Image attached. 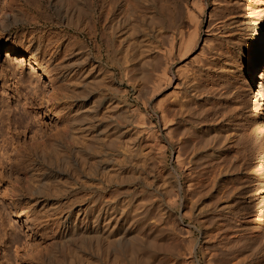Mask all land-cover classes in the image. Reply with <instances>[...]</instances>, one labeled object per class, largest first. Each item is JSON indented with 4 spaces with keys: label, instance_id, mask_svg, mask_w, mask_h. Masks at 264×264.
Here are the masks:
<instances>
[{
    "label": "rangeland",
    "instance_id": "374dc122",
    "mask_svg": "<svg viewBox=\"0 0 264 264\" xmlns=\"http://www.w3.org/2000/svg\"><path fill=\"white\" fill-rule=\"evenodd\" d=\"M24 1L0 0V11L7 5L20 10L23 17L29 19L32 10L26 8H34V2L24 5ZM97 1L89 0L90 6L94 5L92 8L98 11ZM124 1L117 0V4L125 5ZM129 1L132 3L131 7H134V0L127 2ZM139 1L149 5L148 8H165L166 4V8H172L175 2ZM198 1L201 4L200 10L203 11L199 16L200 30L195 48L186 56L180 57L183 58L182 61L178 58L170 64L169 75L173 85L178 83L177 88L173 85L170 87L180 92L173 90L176 94H172L169 87L171 91L164 104L168 117L173 113L170 118L177 126V138L181 140L183 148L186 146L183 149H186L185 153L183 151L185 166L183 164L180 169L176 167L174 143L171 148L170 145L164 148L157 143V139H149L144 133L152 125L155 130H159L158 135L164 136L163 132L165 134L159 120V111L153 105L154 100L150 102L149 94L146 93L145 73L134 70L129 76L122 74V54L118 53V63L111 66L104 45L98 41L103 59L99 62L91 54L94 57L91 60L92 69L82 74L85 82L80 84V95L84 99L81 100L84 112L93 114L99 120L103 113H109V116L111 111H128L131 124L122 129L119 139L114 140V147L109 149L102 146L108 137L105 136V139L100 134L97 139H92L90 120L93 118L86 114L84 123L87 126L83 124V127H86L88 144L98 147L94 146L93 149L101 152L103 160L106 156L114 157V160L105 162L106 168L100 170L94 180L86 175L93 161L85 163L76 157V168L84 170L83 173L76 174L75 177L72 174L75 167L73 161H70L65 173L59 174L58 181L64 182L66 187L69 185L78 196L84 197L69 208L73 211L70 220L81 222L80 226L83 224L84 210L94 204L92 199L90 202V193H94L96 189L102 195L110 190L116 193L112 227L119 235H115L114 240L122 233L125 237L116 244L113 253H110L107 245L111 239L108 236V222L100 231L98 229L88 236L89 239L81 243L76 241L67 247L66 239L72 231L70 226L62 225L65 219L68 220L67 212L58 215L47 212L58 205L57 198L53 197L54 204L46 205V201H43L37 205L38 201L26 192L25 172L38 167L37 164L31 165L32 152L40 153L42 150L47 155L53 140L61 144L68 141L66 137L69 131L66 127L69 125L68 115H71L69 111L73 109V102L68 97L69 86L63 82L62 72L59 70L61 57L56 58L58 42L52 41L48 46L52 50L42 55V63L46 66L35 69H31L25 62H19L17 58L13 59L6 55L4 49H0V104L1 99L18 106L25 103L32 111L25 113L26 120L21 122L11 108L8 109L9 117L7 118L5 112L3 121H0V151H6L9 156L5 160L7 163L0 169V173L5 175L0 176V264H207L205 254H210V249L217 255L215 260L224 264H264V231L258 229L253 222V215L261 208L264 195V161L260 153V149L264 147V116L254 115V106L249 99L248 66L254 40L264 30V0ZM58 3L57 0H42L44 5L40 10L46 13L45 16L51 15ZM197 9L194 7L195 12L199 11ZM2 16H8V13H0V22ZM138 18H130L131 21H127L129 24L124 25V31L129 33L139 26L138 31L130 33L134 40L131 42L135 45V56L139 57L134 56L135 59L130 63H135L137 59L141 62L140 58L143 61L146 54V43L143 42L146 41V33L149 31L146 30L144 17ZM51 21L54 26H51V22L37 25V28L34 25H25L9 32L2 30L0 23V38L14 39L18 34L20 41L25 42L29 38L28 33L33 29L41 33L47 32L51 38L63 33L69 36L76 34L74 31L63 30L62 20L53 17ZM130 23L135 25V29L129 26ZM158 23L152 28L154 34L161 30ZM188 24L191 27L186 24L185 29L188 27L190 31L192 23ZM127 26L133 30L130 31ZM81 28L86 37L81 36L79 40L85 44L88 42L95 54L96 42L86 33L87 30H83V26ZM122 30L117 34L120 37H123ZM98 31L97 34L100 33ZM118 37L116 42L121 41ZM116 49L119 50L120 47L116 45ZM98 63L103 67L100 71L96 70ZM178 66L182 68L181 74L175 73ZM92 83H96L95 87ZM186 100L188 105H184ZM35 128H39L37 133H33ZM202 133L205 136L210 135V145H201L197 152L192 148L202 138ZM206 152L210 153V189L208 186L199 188L196 184L204 176H200V166H197L195 158H202ZM126 158H129L128 162ZM177 176H181V183L178 182L180 187H185L184 180L189 176L192 177V184L196 186L190 197L180 199L178 205L167 201L165 196L166 189L175 191L177 184L173 181L178 179ZM167 177L172 182L167 181ZM76 180L85 186L72 184ZM109 180L111 185H103ZM92 188L94 190L89 192ZM106 199L100 196V207L104 206ZM62 200L66 201L64 198ZM184 210L191 218L184 214ZM220 241H229L231 248H234L231 252L220 250Z\"/></svg>",
    "mask_w": 264,
    "mask_h": 264
},
{
    "label": "bare ground",
    "instance_id": "6f19581e",
    "mask_svg": "<svg viewBox=\"0 0 264 264\" xmlns=\"http://www.w3.org/2000/svg\"><path fill=\"white\" fill-rule=\"evenodd\" d=\"M57 1L59 2L58 3L59 5L56 4L57 6H54L52 14L51 15L47 14V16H45L46 14L45 12L40 10V9H43L40 7L44 5L42 4V0H25L24 1L25 2L24 5L30 2H34L33 3L34 8H26V9L32 10L30 11L31 17L29 19L23 17L20 10H15L14 8H10L7 5L1 8V11H0V13H3V11L4 13L6 12L8 13V16H4V17L2 16L1 22H0L2 30H5L7 32L13 29H16L19 26H25V25H34L37 28V25H42L44 23L50 24L49 22H51V26H54V23H52L51 21L53 20V17H54L56 20H62L61 26H63V30H66L67 32L74 31L76 33L75 35H70V36L67 33L65 34L63 33V34H58L54 38H51L49 33L47 32L41 33V31L38 32V31H34L33 29V31H30L28 33L29 38L27 39V41L24 40L25 42L20 41V36L18 34L15 36L14 39H7L4 37L0 38V49H4L6 51V55L12 56L13 59L17 58L19 62L27 63V65H29L31 69L46 66L45 63H42L41 57L42 55H44V53L49 52V50H52V49H48L49 44H51V42L54 40L57 41L58 43H57L56 49L57 47L59 49H57L56 58L61 57V62H62L59 70L62 72L61 75H62L63 82L69 86L68 97H70L69 99H71L73 102V109H71L72 111H69V114L71 115H68L69 125H67L66 127V130L69 131V134H67V137H66L68 141H66V144H61V142L53 140L51 144V148L48 151L47 155L43 154L45 152L42 150L40 153L34 152L33 150H32L33 152L31 151L32 152V155L30 154L31 155V158H30L31 165L37 164L38 167H36L35 169L31 168V170L29 169L30 171L25 172V175H26L25 177L27 179L26 180L27 185L25 188H26V192H28V194H30L36 200V202L38 201L37 205L43 201H46V205L50 203L54 204V202L52 203V199L53 197L57 198L56 202L59 201L58 205L54 206L53 208H50L51 211L47 210V212H50L53 215H58L60 213L67 212L66 217L68 218V220L65 219L62 222V225L64 227L70 226L72 230L69 234V237L66 239L67 247L71 244H75L76 241L81 243L89 239L90 237L88 236H91L94 232H97L98 229L100 231L101 227L104 226L106 222H108V225H110L108 236L111 239L110 241H108L107 245L110 250V253H113V251L116 250L115 248L116 244L119 243V241L124 240V237H125L124 234L122 233L120 234V236L116 238L117 240H114L115 235H119L115 230H113V227H112V223L114 221L113 215L115 212L114 205L117 200L116 193L113 190H110L106 192V194L102 195L96 192L98 191V189L95 188L96 191L94 193H90V197H91L90 202L92 199L94 204L88 206L84 210L85 213H84V219L82 221L83 224L80 226L81 222H77L79 223L78 225L77 223H75L74 220H70L73 211H72V208L70 210L69 208L74 203H77L83 200L84 197L78 196L77 192L73 188L69 187V185H67L66 187L64 182L58 181L59 174L65 173L67 165L70 161H73V167H75L74 169H72V174H74L75 177H76V174L78 175L80 173H83L84 170L78 167L76 168V166H78V160L74 159L76 157H78V159H81L85 163L88 161H93L91 166L88 167L86 175L89 177H92V179L94 180H96L95 175L99 174L100 170H104L106 168L105 162H112L114 160L113 159L114 157H107V156H106V159L103 160L101 158L102 156L100 155L101 152L95 151L93 149L94 146L95 148H98V147L96 145H93V146L89 145L88 144L89 139L86 140V137H87V134L85 133L86 127H83V124L85 125L84 120L87 119V116H86L87 113H85L83 110L84 99H82L83 97L80 95V84L82 83L84 84L85 82V79L83 78L82 74H84L86 71H91L92 69L91 64L93 63H91V60L94 59V57L92 58L91 54L95 55V57L99 60V62L102 61L103 59L102 54L100 53V50H99V47L101 46V44H103L105 47L106 57L108 61L110 62L111 66L115 62L118 63L117 56L119 57L120 56L119 54H122L121 55L122 60H123L122 62L124 63H122L121 68L117 64H115L116 67L121 69L122 74L124 73V75L129 76V74L132 73L131 71H134V70L140 71V72L142 71L143 73H145L146 93L149 94L148 96H149L150 102L154 100L153 105L155 106V109L159 111L158 113L160 114L159 120L161 121L162 127L165 130V134L163 132L164 136L158 135L157 131L159 130H155L152 127V125L151 126L148 125V127L149 126L150 127L145 129L144 133H146V136L148 138L150 137V138H153L154 140L157 139V143L159 142V144L164 148L167 147L168 145H170V148H171V145L174 143L173 145H174V151H175V163L177 164L176 167L180 169L182 165L185 163V162L183 163L184 161L183 151L185 153L186 149L185 150L183 149L186 146L183 148V144L181 140L177 138L178 130L175 131L177 129V126L174 124V121L170 118V116H172L171 114L173 113L169 112L170 116L168 117L167 113L165 112V108H164V104L166 103L165 102L166 98H168V95L170 94L169 91L172 90L173 92L174 90L170 87L173 85V81H172V77L169 75L170 73L169 66L176 59L178 58L180 59V57L186 56L189 52L192 51L193 48H195L194 45H195L196 38L198 37L199 30H200L199 29V20H200L199 16H201L200 13L202 14L203 10H200L201 4L199 3L200 1L198 0H181V1L173 0L175 2L174 4L173 2H171V4L174 5L172 6V8H166L167 4L165 8H148L149 5L148 6L147 4L144 5L142 4L143 2L140 3L139 0H134L135 2V3L133 2L134 7H131L132 3H130V1L127 2L128 0H125L123 3L125 5H122V6L121 4L120 6L119 4H117L118 3L117 0H98L97 1L98 3L96 2L97 3L96 9H98V11L95 10V8H92L94 5L90 6L91 0L90 2L89 0H57ZM126 2L128 4H126ZM168 4L170 5V3ZM194 7L195 9L197 7L198 8L197 10L199 11L195 12ZM118 9L119 11H116ZM183 16L185 17V20L187 19L188 21H185ZM138 17H144L143 19L146 22L145 25H147L146 30H148L149 33L145 32L147 34V39L145 42H143V43H146L144 45L145 46L144 51L146 52V54L144 55L145 59L142 61V59L140 58L141 62H139V60L137 59V61L135 60L136 61L135 63H133L134 62L133 61L132 62L133 64H132L130 62L132 59L133 60L135 59L133 58L135 56V50H134L135 45L133 46L134 40L132 39V35L130 33H133L135 30H137L139 26H137V28L135 29L134 27L135 25L133 24L134 26H132L131 25L132 23H130L129 26L133 27L135 30L132 31L133 29L130 27L132 29L130 30L127 26V28L130 31H132L129 33V31L127 30L124 31V29H126L124 28V25H126L128 19L130 18L137 19ZM134 22L136 21L134 20ZM186 22L192 23V29L190 31H188L187 28L191 27V25ZM157 23L158 25L161 26V30L154 34L152 33L153 32L152 28ZM128 24L129 23H127V25ZM143 24L141 25L139 24V25L142 26ZM186 24L190 25L186 28L187 30L185 29ZM81 26H83V30L85 31L87 30L86 33L91 37V39L94 40V42H96L95 44H97L98 41H101V44L95 45L96 46L95 48H97V51L95 54L93 53V49H91V47L89 46L90 44H88V42L87 44H85L83 41L79 40L81 36L86 37V35L84 34L85 32L81 30L82 29ZM121 29H123L122 31H124L121 34L123 37H120V35H117L121 31ZM97 31L100 33L97 34ZM116 37H118V39L121 38V41L118 40L116 42V39H117ZM133 37H135L134 34H133ZM131 40L133 41L131 42ZM254 41H255L254 46L249 53V61H248L249 73H250L249 75L250 76L249 99L251 100L254 106L253 108L254 115L262 117L264 116V103H263V98H264V30L258 34V36L255 38ZM116 45L120 47L119 50L116 49ZM92 46L94 48V45ZM137 47L138 45L135 47V49ZM135 57H137V55ZM101 66L102 65L98 63L96 65V70L98 71L102 70L100 69V68H103ZM180 67L181 66L177 67L175 73L181 74L180 72L182 71L181 70L182 68ZM30 82L32 84V81ZM175 83L176 84L173 86L174 88H177L178 83L177 82ZM93 85L95 87L96 83ZM93 85H89V86L93 87ZM169 87L171 88V90H169ZM174 91L177 93L178 90H174ZM1 92L2 91H0V94ZM175 92H173L172 94H176ZM178 92H180V90ZM171 95L169 96L170 99L172 98ZM180 97H176V98H180ZM81 100L83 101L81 102ZM185 102H182V104L185 103L184 105H186L187 100ZM11 108L18 115V119L21 122L26 120L25 113L32 112L31 110H29V108L27 107L25 103L22 104V106H18V104H13L12 102H8L5 99H1L0 121H3L2 117L4 116L5 112H6L7 118L9 117L8 109H11ZM119 111L118 110L117 112L111 111L109 116H108L109 113L108 114L103 113L102 118H99V120H96L97 118H95L93 114H87L88 116L92 115L91 118H93L90 120V123H92L90 124L91 126L89 125L90 132L93 131V134L91 136L92 139H97V137H99L100 134L104 135V138L105 136L108 137L107 140H105V142L103 141V145L101 144L105 148L109 147L110 149L114 147L113 146L115 145L114 140L118 138L119 136H121V134L123 133L122 129H124L125 126L127 127L131 124L130 115H129L130 112L129 113L128 111L123 112L120 109ZM106 118H109V119L106 120ZM101 119H104V121H101ZM38 130L39 128H35L33 133H37ZM183 132L184 130L182 128L181 133ZM164 137L166 138V140H164ZM200 137H201V134H200ZM84 140H86V143H84ZM78 144H81V145H78ZM194 145L193 147L195 148H192V149L193 150L196 149L197 152L201 145L203 147L210 145V135L205 136V134L202 133V138L199 139L197 141V144H194ZM158 148L160 149L159 146ZM158 151L160 152V150ZM5 152L0 151V169L3 164L7 163L6 161L9 158V156L6 155L7 153ZM260 153L264 161V147L260 149ZM128 159H127V162H128ZM209 160H210V153L208 154L207 152L202 158L197 157V156L195 158L196 163L197 162L200 163L201 161L200 165H198L197 163V166H200V176L201 177L204 176L203 179H199L196 182V184L198 185L197 187L199 188H205L206 186H208L210 189V163L208 162ZM130 165L131 164L129 163L128 166ZM183 166H185V164ZM188 173H189V170H188ZM2 175L5 176L4 174L0 173L1 177ZM166 175H168V172L166 173ZM186 176H188V174L185 175L184 177ZM190 176L186 178V180H184L186 181L184 188L180 187L178 183L180 182L179 180L181 176L180 177L177 176L178 179L173 181V183L176 182L177 184L175 191L172 192L169 189H166L165 196L168 199L167 201L169 202L171 201V203L178 205L180 199L185 200L190 197V195L196 188V186L192 184V181H191L192 177ZM167 181H169L168 177H167ZM167 181L165 180V182ZM169 182H172V180H170ZM72 184H75L81 187L85 186L77 182V180ZM126 184H128L127 181H126ZM103 185L109 186L111 185V181L109 180L108 182H104ZM167 185H170V184H167ZM93 190L94 188L89 189V192H92ZM100 196L107 198L105 200L104 206H101V207H100L101 205L100 202L102 201H100ZM208 196L210 197V190H209ZM62 198L66 199V201H63ZM262 200L263 202L261 204V208H259V210H257V212L254 213L253 215L254 216L253 222L255 226L259 227L258 229H260L261 231H264V195H263ZM184 214L188 218H191V215L186 210H184ZM190 243L192 244V241ZM231 244H232V241H231ZM219 246H220L219 249L225 252H231L232 251L231 249L234 248V247L231 248L232 245H230L229 241L228 243L227 242L222 243V241H220ZM189 247H192V246L190 245ZM189 253H191V251H189ZM215 256H217L216 253H214L212 249H210V254L209 253L205 254V260H206L205 262L207 264H224L223 262H219L215 260Z\"/></svg>",
    "mask_w": 264,
    "mask_h": 264
}]
</instances>
